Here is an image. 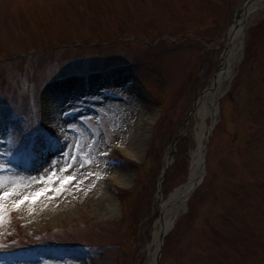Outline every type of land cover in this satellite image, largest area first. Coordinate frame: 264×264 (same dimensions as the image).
<instances>
[{"label": "rangeland", "instance_id": "1", "mask_svg": "<svg viewBox=\"0 0 264 264\" xmlns=\"http://www.w3.org/2000/svg\"><path fill=\"white\" fill-rule=\"evenodd\" d=\"M246 1L0 0V264L146 262L161 204L190 174L197 124L185 133L187 117L213 86ZM244 31L204 177L159 264H264V7ZM46 91L64 102L56 121ZM45 155L63 170L20 191L17 178L35 177Z\"/></svg>", "mask_w": 264, "mask_h": 264}, {"label": "bare ground", "instance_id": "2", "mask_svg": "<svg viewBox=\"0 0 264 264\" xmlns=\"http://www.w3.org/2000/svg\"><path fill=\"white\" fill-rule=\"evenodd\" d=\"M263 7L264 0H248L242 6L240 18L231 26L228 31L230 42L228 43L222 55L221 65L219 70L217 71L215 79L213 80V86L205 90L204 93L199 96V100L197 101L195 107L192 109L193 111H191L187 117V124L184 128L185 133L189 130V124L192 119H195L197 124L194 128V137L197 145L196 148L192 151L190 174L188 180L182 186L176 188L169 195L168 199L161 204L162 217L158 218V220L156 221L151 242L147 247V260L143 264H156L155 258L158 255L163 234L168 233L173 228L179 216L188 210V200L194 190L197 188V184L200 183L204 177L202 175V162L204 159L210 130L213 126H215L218 120V103L220 97H222L226 93L231 80L236 75V67L241 60V50L244 46V30L246 26L252 24L255 19L259 17ZM114 79L116 80L118 79V77L116 76ZM95 81L98 83V80ZM81 88V86H76L71 83V85H69L67 89L80 90ZM46 94L47 101L45 116H47L48 120L49 118L51 119L53 117V120L56 121V112L58 109L64 106V102L57 99L56 94L51 97L49 96L47 91ZM119 104L124 105L123 103ZM113 110L117 111V107L111 109V111ZM137 113H135L133 118H136V126L138 127L142 115L138 114L137 116ZM210 119L211 123L209 124L208 121ZM60 123L63 125L68 124V122L62 119H60ZM62 142V149L67 148V139ZM85 146L87 147L89 154L96 153L95 147L92 144H85ZM121 148L123 149L122 146ZM123 150L125 153L135 156L134 153L131 152L129 146H126ZM42 158L43 159L39 161V170L35 177L31 178L26 174H22L17 178L15 184L20 191H23L26 188H35L39 183V179L41 180L43 177L47 178L48 180L54 181V179L58 177L61 170H63L62 158H59L57 156L49 157L48 155H45ZM74 172L76 176V183L74 185V188L76 187L77 189H79L80 186L84 184V174L80 168L74 167ZM111 174L114 180L119 181V177L117 175H115L114 173ZM108 196L111 197L109 193H106V191L102 189L101 202L104 204V206L108 205V207H110L112 203L110 202Z\"/></svg>", "mask_w": 264, "mask_h": 264}, {"label": "water", "instance_id": "3", "mask_svg": "<svg viewBox=\"0 0 264 264\" xmlns=\"http://www.w3.org/2000/svg\"><path fill=\"white\" fill-rule=\"evenodd\" d=\"M248 1V0H247ZM241 12H242V7L238 10V12H237V14H236V18H235V21H234V23H236V21L240 18V16H241ZM229 42H230V39H229ZM228 42V43H229ZM219 68H220V66H219ZM215 77H216V74H215ZM215 77H214V79H215ZM212 129V128H211ZM210 132H211V130H210ZM209 138V137H208ZM205 152H206V149H205ZM203 165H202V175L204 176V173H205V170H204V167H205V155H204V159H203ZM166 169H167V167H165V169L163 170V172H162V175H161V177L165 174V172H166ZM160 180H161V178H160ZM183 185V184H182ZM181 185V186H182ZM199 185V183L197 184V186ZM162 217V209H161V212H160V217L159 218H161ZM165 235L166 234H163V236H162V238H161V243H160V247H159V251H158V255H157V257L155 258V262H156V264H159V258H160V253H161V246H162V244H163V241H164V237H165Z\"/></svg>", "mask_w": 264, "mask_h": 264}, {"label": "snow or ice", "instance_id": "4", "mask_svg": "<svg viewBox=\"0 0 264 264\" xmlns=\"http://www.w3.org/2000/svg\"><path fill=\"white\" fill-rule=\"evenodd\" d=\"M74 179H75V177H73V176H68V177L65 179L64 183H65V184L70 183V182H72ZM45 191H47V190H46V189H42L40 192H38V193L36 194V196L31 197V199H33V200L37 199L39 196H42V195L44 194ZM25 199H28V197H25Z\"/></svg>", "mask_w": 264, "mask_h": 264}]
</instances>
